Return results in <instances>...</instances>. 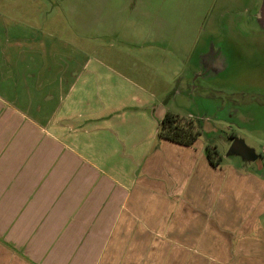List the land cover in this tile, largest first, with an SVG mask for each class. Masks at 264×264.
Here are the masks:
<instances>
[{"label": "crops", "instance_id": "1", "mask_svg": "<svg viewBox=\"0 0 264 264\" xmlns=\"http://www.w3.org/2000/svg\"><path fill=\"white\" fill-rule=\"evenodd\" d=\"M5 32L0 264H264V175L213 165L201 138L160 140L177 112L147 74Z\"/></svg>", "mask_w": 264, "mask_h": 264}, {"label": "rangeland", "instance_id": "2", "mask_svg": "<svg viewBox=\"0 0 264 264\" xmlns=\"http://www.w3.org/2000/svg\"><path fill=\"white\" fill-rule=\"evenodd\" d=\"M262 2L4 0L0 15L15 21L0 19V49L14 46L8 25L18 36L16 46L24 45L30 31L46 45L92 48L139 81L147 74L165 111L193 118L201 140L224 165L264 175V29L257 21ZM141 31L159 38L141 37Z\"/></svg>", "mask_w": 264, "mask_h": 264}, {"label": "trees", "instance_id": "3", "mask_svg": "<svg viewBox=\"0 0 264 264\" xmlns=\"http://www.w3.org/2000/svg\"><path fill=\"white\" fill-rule=\"evenodd\" d=\"M201 136L196 121L191 117L167 113L159 123L158 138L168 140L181 145L191 146ZM208 157L213 165L217 166L222 157L211 148L207 149Z\"/></svg>", "mask_w": 264, "mask_h": 264}, {"label": "water", "instance_id": "4", "mask_svg": "<svg viewBox=\"0 0 264 264\" xmlns=\"http://www.w3.org/2000/svg\"><path fill=\"white\" fill-rule=\"evenodd\" d=\"M257 21H258L259 26L262 29H264V0L262 2L261 9H260V11L257 14Z\"/></svg>", "mask_w": 264, "mask_h": 264}]
</instances>
